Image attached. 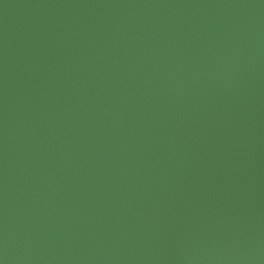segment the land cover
Returning a JSON list of instances; mask_svg holds the SVG:
<instances>
[{
  "label": "water",
  "instance_id": "95a60500",
  "mask_svg": "<svg viewBox=\"0 0 264 264\" xmlns=\"http://www.w3.org/2000/svg\"><path fill=\"white\" fill-rule=\"evenodd\" d=\"M0 264H264V0H0Z\"/></svg>",
  "mask_w": 264,
  "mask_h": 264
}]
</instances>
